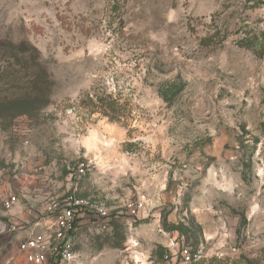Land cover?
<instances>
[{"label": "rangeland", "instance_id": "rangeland-1", "mask_svg": "<svg viewBox=\"0 0 264 264\" xmlns=\"http://www.w3.org/2000/svg\"><path fill=\"white\" fill-rule=\"evenodd\" d=\"M68 196L75 264H264V0H0V264Z\"/></svg>", "mask_w": 264, "mask_h": 264}, {"label": "built area", "instance_id": "built-area-1", "mask_svg": "<svg viewBox=\"0 0 264 264\" xmlns=\"http://www.w3.org/2000/svg\"><path fill=\"white\" fill-rule=\"evenodd\" d=\"M15 198L5 202L10 208ZM82 200L68 196L62 205H50L48 212L52 214L53 224L42 233L30 234L19 240L15 246L16 253L22 254L28 264H75L77 252L73 243V233L77 230L81 220ZM96 216L105 217V213L97 209ZM5 228L0 222V236ZM183 256L189 260L187 251Z\"/></svg>", "mask_w": 264, "mask_h": 264}, {"label": "trees", "instance_id": "trees-1", "mask_svg": "<svg viewBox=\"0 0 264 264\" xmlns=\"http://www.w3.org/2000/svg\"><path fill=\"white\" fill-rule=\"evenodd\" d=\"M87 102L88 105H91L94 109L100 110V112L107 117H110L113 120H119L122 118V110L117 105V102L111 100L109 96L100 97L95 102L91 99L81 100V104Z\"/></svg>", "mask_w": 264, "mask_h": 264}]
</instances>
